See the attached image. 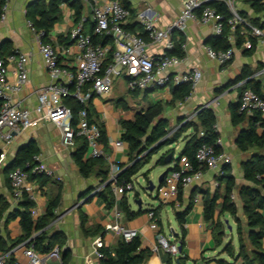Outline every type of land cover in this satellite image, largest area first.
<instances>
[{
    "label": "crops",
    "instance_id": "obj_1",
    "mask_svg": "<svg viewBox=\"0 0 264 264\" xmlns=\"http://www.w3.org/2000/svg\"><path fill=\"white\" fill-rule=\"evenodd\" d=\"M2 1L4 5L1 8V13H4V20L0 22V56L4 58L7 52H19L28 56L26 64L28 82L19 93L12 95L11 98L15 102H20L22 107L29 110L32 119L35 120L37 118V114L34 111L36 107V92L41 87L52 84L43 68L35 34L28 26L27 13L33 10V4L39 0ZM42 1L49 2V0ZM128 1L132 14L125 22L124 27L130 33L138 36L145 35L142 23L138 19L140 13H144L146 17L153 19L157 28L167 30L178 18L182 2V0ZM60 2L59 20L54 24L47 39L48 43L60 54L59 60L62 66L65 69L74 70L77 65L78 51L68 37L71 30L78 25L81 26L83 33L87 35L92 33L91 10L87 0H60ZM235 9L237 13L243 15L246 19H256L260 24H264V13H255L251 8L250 0H237ZM175 34L172 35V38L182 42L184 58L177 68L170 70L169 75L196 68L201 72V80L183 103L175 104L174 106L166 105L163 117L168 120L169 128H174L179 120L195 121V114L198 109H211L216 119L214 127L220 139V151L232 160L230 167L235 184L237 187L249 186L243 180L241 171V163L249 157V154L240 152L235 146V138L238 132L247 125L246 121H244L238 126H233L230 108L237 104L243 86L251 82H260L264 86V75L260 74L264 68V44L257 43L251 55H246L242 48L237 49L233 60L227 66L221 67L215 61L208 59L204 51V47L207 46L206 40L214 36L212 24L188 21L185 31ZM146 52L150 57L157 58L162 54L163 46L148 43ZM243 72L247 74L246 80L233 84L232 82ZM6 73L7 81L14 82L15 66L13 63L6 64ZM145 92L146 97L143 95ZM125 93L131 94L132 100H129V102L123 101L122 95ZM170 99L169 88H150L148 91H140L135 95L126 89L123 80L121 82L116 80L111 94L106 97L95 96L91 102V107L97 122L103 126L107 140L115 141L119 139L122 132L121 121H132L135 114L145 110L149 104L156 102L167 104ZM146 100L149 103L144 105ZM136 104H139V106ZM133 107H139L141 110L133 111ZM143 107L145 108L143 109ZM189 133L190 131L185 135ZM30 142H33L39 150V161L53 172V178H50L46 186L40 188L36 181L40 188L35 206L38 217L46 213L48 200L55 195L56 188L58 186L61 188L60 205L55 213L57 217L49 224L47 231L49 234L59 233L63 246L61 247L60 261L50 262V264H62L65 252L67 254L66 264H99V260L95 255V240L100 238L104 247L112 248L118 242V237L104 232L95 237L85 236L81 230L79 218V212H81L85 216L86 228L99 225L103 229L105 224L113 221L111 209H105L104 204L95 195L90 198L89 196L92 192L88 196L83 197L84 193L89 188H94L99 180L95 177L83 178L80 176L73 162V149L61 147L58 131L48 122H36L30 129L16 137L0 171L4 165L15 157L19 147ZM106 151L107 156H109V170L111 165L127 164L128 150L125 144L121 148H114L108 142ZM174 163L175 161L172 164L170 163V166H173ZM1 183L4 187L0 189V193L9 203L14 205L11 190L4 185L2 171L0 174V187ZM219 186L215 174L211 171H205L199 181L182 189V202H176L177 207L171 204L162 206L156 215L159 225L158 233L164 237L161 223L162 216L166 219L169 227L171 219L174 220L176 229L173 227L169 228L168 234L171 242L178 243L181 237V230L183 229L185 246L179 256L183 259L182 264H216V260H224L230 264L242 263L241 259H232L226 253H223L225 245L229 242L234 247L235 255L238 251L235 221L227 213L220 216V220L224 222L225 229L222 243L217 246L212 235L213 227L203 219V196L206 192L213 193ZM220 188L222 193L223 186L221 185ZM191 193H194L193 207L186 216L185 224L181 229L175 219V213L183 210ZM233 196V203L238 211V216L244 222L241 201L236 190L233 192ZM126 198L128 203V195ZM130 210L136 212L131 207ZM138 210H141V207ZM149 210L141 211L142 213H139L131 220H124L122 216L121 224L127 229L136 230L141 242V249L151 251L155 244L157 233L149 228L147 216V211ZM169 215L172 216L171 219ZM218 216L219 209L215 219ZM225 221H227V224H225ZM228 226L230 230H228ZM6 232L9 240H14L20 236L21 231L18 219L12 220L7 224ZM4 233L2 232V236H5ZM261 245L264 250V237ZM15 257L23 263L26 261L19 252ZM176 260L163 251H159L157 254L150 253L144 264H169V262L170 264H176Z\"/></svg>",
    "mask_w": 264,
    "mask_h": 264
},
{
    "label": "built area",
    "instance_id": "obj_2",
    "mask_svg": "<svg viewBox=\"0 0 264 264\" xmlns=\"http://www.w3.org/2000/svg\"><path fill=\"white\" fill-rule=\"evenodd\" d=\"M87 1L93 22L92 34L98 37H109L112 45L94 44L91 36L83 33L80 25L74 27L69 34V40L78 51L77 65L74 70L65 69L59 60L60 54L57 50L50 43H42L43 34L36 33L31 24H28L35 34L43 68L52 81V84L41 87L36 92L34 111L37 118L35 120L32 119L29 110L11 98L12 95L19 93L28 82L26 68L28 56L12 52L4 58H0V168L16 137L30 129L36 122L52 124L58 131L62 148L73 149L75 140L82 138L87 146L85 158L104 157L109 162V156L104 153L100 142L99 124L89 122L85 110L78 112L76 123L73 124L72 112L64 104V101L70 98L82 106H86L88 101L95 96L110 95L117 79H122L126 89L130 92H140L150 88L170 89L171 86L178 84H188L194 89L201 80V72L198 69L193 68L189 71L175 72L171 76L169 75L170 70L177 68L182 61L177 56L169 54L176 41L172 35L176 32H184L188 21L212 24V32L216 37L222 36L227 29L228 49L214 50L209 46L204 47L207 58L215 61L221 67L227 66L233 60L237 51L236 40L238 38L241 40L243 50L253 49V40L256 41V44H264V28L252 25L237 13L235 9L237 0H182L180 14L167 30L157 28L153 19L140 13L138 19L142 23L145 39L124 29V24L130 18L131 11L123 7L117 0ZM258 1L264 3V0ZM207 2L224 4L230 17L225 18L222 14L217 13L209 4H205ZM3 20L4 13H1L0 22ZM148 43L162 45V54L157 58L150 57L146 52ZM109 53H111L110 58ZM11 63L15 66V81L12 83L7 81L6 76V64ZM260 74L264 75V68ZM237 104L239 114L251 116L258 113L264 121V99L250 89H245L240 93ZM108 142L114 148L123 146L120 138L115 141L108 140ZM215 144L220 146L219 137ZM195 159L196 169L185 157H180L167 171L162 183L157 188V199L160 201V205L171 204L177 207L176 199L179 189L199 181L205 171L213 172L216 177L221 176L222 168L231 166L232 161L224 153L216 152L212 146L206 144H202L197 149ZM34 161L33 166L27 165L24 170L21 168L10 170L7 180L14 204L25 196L34 203L31 216L36 219L38 212L35 206L40 188L36 181H31L30 178L32 176L53 178V172L42 164L38 157H35ZM174 167L175 169H173ZM119 172L118 165H111L107 183L112 182L111 191L115 197V205L111 209L113 221L104 225L103 232L130 242L134 238H138V233L121 224L123 215L119 210L118 201L123 194L133 191V185L128 183L118 186L113 183ZM98 190L99 188L92 193L95 194ZM233 199L232 194L231 200L233 201ZM153 210L147 211L149 228L157 233L155 244L150 252L157 254L159 251H163L173 259H177L180 256L179 244L169 241L158 233V220ZM103 246L102 239L95 240L94 249L98 260L102 258L99 250ZM18 252L26 260L25 263L15 257ZM9 256H13V264H50V262L60 261L61 248L54 247L48 253L41 254L33 246L21 243L9 252L0 254V264H6Z\"/></svg>",
    "mask_w": 264,
    "mask_h": 264
},
{
    "label": "trees",
    "instance_id": "obj_3",
    "mask_svg": "<svg viewBox=\"0 0 264 264\" xmlns=\"http://www.w3.org/2000/svg\"><path fill=\"white\" fill-rule=\"evenodd\" d=\"M117 1L123 7L130 10L128 0ZM250 2L251 8L255 13H264V3L258 0H250ZM60 3V0H49V2L39 0L33 4V10L27 13L29 23L33 30L36 33L41 32L43 34L41 38L42 43H48V34L54 24L59 20ZM3 5L4 2L1 0L0 14ZM210 6L225 18L230 17V13L224 4L212 2ZM243 18L246 19L244 16ZM246 20L254 26L264 28V24H260L256 19ZM124 29L128 31L125 27ZM227 35L228 31L226 29L222 36L210 37L205 43L214 50H226L229 48L226 39ZM90 36L94 44L100 46L112 45L109 37H98L92 33ZM139 37L145 39V35H140ZM252 44L254 49L256 41L253 40ZM181 46V41H175L174 48L169 54L183 59L184 52ZM236 48H241V40L239 38L236 40ZM253 49L244 50V53L246 55H251ZM10 53L12 52H7L4 56ZM108 56L110 58L111 53H109ZM0 58H3V56H0ZM246 75L247 74L243 72L232 83L236 84L240 81L246 80ZM242 88L243 90L250 89L264 99V86H262L260 82H251ZM130 93L135 95L138 94V92ZM191 93L192 88L188 84L171 86V99L169 103H151L145 110L137 112L132 121L120 122L122 132L119 138L121 142L126 145L128 150L127 164H118L120 172L113 183L118 186H124L131 183L132 178L138 174L145 164L149 163L152 155L165 147L177 143L181 138L184 140V145L176 161L180 157H185L195 169L197 168L195 154L202 144L210 145L216 152H221L220 146L215 144L218 134L214 127L216 123L215 115L211 109H198L195 114V121L179 120L174 127L175 129L169 128L168 120L163 117L166 105L174 106L175 104L183 103ZM143 95L146 97V92ZM92 100L93 98L88 101L86 106H82L70 98L64 101V104L69 107L72 112L73 124L76 123L78 112L80 110L86 111L89 122L98 123L91 107ZM237 109L238 104L231 106L230 108L231 123L233 126H238L246 121L247 126L240 129L235 138V146L240 152L249 154V157L241 163L242 178L249 184V186L237 187L231 174V167H223L222 175L216 177L217 183L220 186H223L222 193L220 192V186L215 189L213 193H205L202 200L203 219L213 227V239L216 245L220 246L224 237L225 229L224 222L220 220V216L227 213L236 223L238 251L235 255L234 247L231 242H229L225 245L223 253H226L232 259H241L244 264H264V250L261 245V241L264 237V121L260 118L258 113L251 116H245L239 114ZM98 124L101 129L100 142L103 146L104 153L107 155L106 149L108 146V140L106 133L103 126L100 123ZM173 129L174 131L172 132ZM188 131H190V133L185 135ZM200 133H202V135H200ZM86 149L87 146L85 140L82 138L76 139L72 153L73 162L81 177H95L99 180V190L94 195L104 204L105 209L110 210L115 205V197L111 191L112 183H107L109 162L104 157L93 159L85 158ZM38 155L39 150L33 142L19 147L13 159L12 166L4 165L1 170L4 175L5 187L11 190L7 180V174L10 170L14 168H21L24 170L27 165L33 166L35 163L34 158L38 157ZM168 155H170L168 164L172 163L174 161V153L172 150H168L159 157L156 161V165H168L164 162ZM173 169H175V167ZM30 180L37 181L40 188H42L47 185L50 178L45 176H32ZM235 190L238 192L241 201L244 222L239 218L236 206L231 200V195ZM93 191V189L89 188L84 193L83 197L88 196ZM126 197L127 193L120 197L118 207L124 219L131 220L142 212L141 210L136 212L131 211ZM60 198L61 188L58 186L55 195L48 200L46 213L43 216L34 219L31 216V209L34 207L32 201L23 196L20 201L12 205L0 193V254L9 252L21 243H25L26 246H33L34 249L41 254L48 253L54 247L61 248L63 243L62 240H60V234H49L47 231L49 224L57 217L55 211H57L60 205ZM134 199H138V196L134 195ZM193 200L194 193H191L183 210L175 213V219L181 229L185 224L186 216L192 210ZM176 202H182V189H179ZM161 207L162 205H159L153 210L155 215H157ZM218 209L219 216L215 219ZM79 218L80 227L85 236L95 237L102 234L103 229L99 225L91 228L85 227V216L81 212H79ZM15 219H18L21 233L20 236L14 240H9L6 226L9 222ZM2 232H5V236H2ZM34 234L37 235L35 236ZM178 243L182 250L185 246L183 229L181 230V237L178 240ZM99 251L102 254V258L99 259V264H144L151 253L147 249H141L139 238H134L130 242H125L121 238H118V242L114 247L108 248L103 246ZM66 260L67 254L65 252L62 258V264H66ZM177 260L179 261V264H182L183 259L181 257H178ZM13 262V256H9L6 264H13ZM216 264L230 263H227L224 260H216Z\"/></svg>",
    "mask_w": 264,
    "mask_h": 264
},
{
    "label": "rangeland",
    "instance_id": "obj_4",
    "mask_svg": "<svg viewBox=\"0 0 264 264\" xmlns=\"http://www.w3.org/2000/svg\"><path fill=\"white\" fill-rule=\"evenodd\" d=\"M177 34H178V32L175 35H177ZM117 80H118V82L122 81V79H117ZM122 99H123V101L129 102V100H132V95L129 93H125L122 95ZM148 100H146L144 105L149 103ZM113 105L115 106L114 102H113ZM136 105L139 106V104H136ZM144 108L145 107H143V109ZM132 110L137 112L138 110H141V109L139 107H136ZM174 129L172 130V132L174 131ZM183 144L184 143H183V138H182L176 144H173L169 147H165V148L159 150L156 154L152 155L149 163L145 164L141 168V170L138 172V174L132 178L131 183L133 185V191L129 192L127 195H128V204L130 205V207L133 210L137 211L139 209L134 203V201H135L134 195H137L138 199L141 202V211H146V210H149L150 208H157L160 205V201L157 199V188L159 186L158 178L163 172L168 171L172 167V166H170L172 163L165 165V166H157L156 161L159 159V157L162 154H164L168 150L173 151V153H174L173 159H174V161H176L180 151L182 150ZM0 174H1V171H0ZM149 183H151L154 186V189L152 191L146 190ZM3 187L4 186L1 183L0 189H2ZM98 188H99V182L96 184V186L94 188H91V189L96 190ZM163 215H164V213H163ZM169 217L171 219L172 216L169 215ZM171 220H172V221H170L171 225L169 227L164 216H162V219H161V223H162V227H163V233H164L165 237L167 239H169V241H171L170 238L168 237L169 228L173 227L174 229H176L175 228L176 224H175L174 220L173 219H171Z\"/></svg>",
    "mask_w": 264,
    "mask_h": 264
},
{
    "label": "water",
    "instance_id": "obj_5",
    "mask_svg": "<svg viewBox=\"0 0 264 264\" xmlns=\"http://www.w3.org/2000/svg\"><path fill=\"white\" fill-rule=\"evenodd\" d=\"M212 2H207V3H205L206 5H210ZM173 33V32H172ZM14 159V158H13ZM13 159L10 161V162H8L7 164H6V166H12V164H13ZM169 160H170V155H168L167 156V158L165 159V164H168L169 163ZM166 173H167V171L166 172H163L160 176H159V178H158V184L160 185L161 183H162V180H163V178H164V176L166 175ZM109 184H111L112 182H108ZM154 189V186L151 184V183H149V185L147 186V188H146V190L147 191H152ZM94 196V194L92 193L89 197L91 198V197H93ZM135 205L138 207V208H140L141 207V202H140V200L139 199H137L136 200V202H135ZM225 224H227V221H225ZM228 230H230V227L228 226ZM179 251L181 252V248L179 247ZM176 264H179V261L178 260H176V262H175Z\"/></svg>",
    "mask_w": 264,
    "mask_h": 264
}]
</instances>
